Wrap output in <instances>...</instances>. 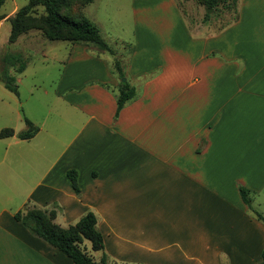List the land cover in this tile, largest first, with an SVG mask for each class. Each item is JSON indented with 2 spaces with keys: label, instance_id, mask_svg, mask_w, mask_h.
I'll return each instance as SVG.
<instances>
[{
  "label": "crops",
  "instance_id": "0c3cea01",
  "mask_svg": "<svg viewBox=\"0 0 264 264\" xmlns=\"http://www.w3.org/2000/svg\"><path fill=\"white\" fill-rule=\"evenodd\" d=\"M133 1L135 42L120 66L134 95L116 116L120 78L82 42L71 43L53 89L63 114L47 123L48 107L13 123L0 97V128L14 131L0 136V264H73L13 217L25 205L54 209L61 226L91 210L115 262L259 259L264 223L238 185L264 191V0H241L216 31L194 34L178 18L162 36L139 20L156 0ZM165 5L161 13L175 12ZM23 117L37 126L28 138L15 135Z\"/></svg>",
  "mask_w": 264,
  "mask_h": 264
},
{
  "label": "rangeland",
  "instance_id": "374dc122",
  "mask_svg": "<svg viewBox=\"0 0 264 264\" xmlns=\"http://www.w3.org/2000/svg\"><path fill=\"white\" fill-rule=\"evenodd\" d=\"M26 1L4 0L0 6V12L12 11L11 13H13L18 6L25 4ZM240 1L225 0L219 2L214 9H206L199 0H156V2L148 4L150 7H148L149 11H146L145 16L143 14L140 16L138 14V16L140 21H144L143 24L151 25L156 36L164 35L166 22H175L178 18L186 23L192 33L200 35L216 31L231 22L237 15ZM138 2L143 1L138 0ZM133 3V0H91L81 7L83 13L98 27L102 38L113 49V52L98 49L93 44H86L87 48L107 55L110 64L114 59H118L122 64L131 52V45L135 42ZM164 4H166L165 6L172 4L175 12L171 14L165 10L166 13H161L159 9ZM170 18L171 20H169ZM162 24L163 26H159ZM8 32L9 22L5 20L0 25V57L6 51L19 52L25 60V65L20 72H14L12 66L8 67L9 72L14 74L18 93L17 95L13 94L0 81V97L9 100L8 105H12L10 117L13 123L20 121L21 116H26V114H31V117L36 118L38 114L46 112L45 110L49 107L51 108L50 113L46 115L48 123L52 113L63 114L65 112L63 106L53 99L55 97L53 89L56 87L57 80L66 63L72 42L47 39L36 28L19 34L15 40L9 42L7 40ZM121 78H126L129 81L124 75ZM2 103L0 102V104ZM16 112L18 113L16 114ZM1 119L5 118L0 116ZM251 196L253 197H251L248 212L252 216H255V212L264 216V191ZM81 246L92 259L98 262L101 253L105 252L104 248L91 249L87 239L82 240ZM106 263L143 264L135 261L115 262L110 257L106 258Z\"/></svg>",
  "mask_w": 264,
  "mask_h": 264
},
{
  "label": "trees",
  "instance_id": "16d2710c",
  "mask_svg": "<svg viewBox=\"0 0 264 264\" xmlns=\"http://www.w3.org/2000/svg\"><path fill=\"white\" fill-rule=\"evenodd\" d=\"M89 1L91 0H27L25 4L18 6L13 13L7 15L6 19L9 22L7 40L11 42L19 34L36 28L47 39L93 44L98 49L112 53L113 49L102 38L98 27L82 11L81 7ZM199 1L206 9H214L219 2H224L225 0ZM3 2L4 0H0V6ZM4 14V12H0V18ZM24 65L25 60L19 52L6 51L0 57V81L14 93L17 92L14 74L9 72L8 67L12 66L14 72H20ZM112 68L116 70L117 77L121 78L124 75L118 59L113 60ZM133 95L134 87L128 83L127 79H119L114 94V116H116L120 107ZM23 119L26 125L23 129L16 131L15 135L19 138H28L36 132L37 126L28 118L23 117ZM13 133L14 131L11 127L0 128V136H7ZM65 174L75 193H78L76 170L68 168L65 170ZM238 191L243 202L250 206L251 191L241 185H238ZM54 215V209L46 210L36 205H25L22 209H17L13 212V217L33 235L62 251L70 258L73 264H107L105 252L101 253L98 262L92 259L86 253L84 247L81 246L82 240L87 239L91 249L98 250L103 248V237L96 226V218L91 210H86L76 221L66 226H61L53 221ZM254 217L264 223V216L260 213L255 212ZM256 264H264V245L260 250Z\"/></svg>",
  "mask_w": 264,
  "mask_h": 264
},
{
  "label": "water",
  "instance_id": "95a60500",
  "mask_svg": "<svg viewBox=\"0 0 264 264\" xmlns=\"http://www.w3.org/2000/svg\"><path fill=\"white\" fill-rule=\"evenodd\" d=\"M122 79H124V78H122Z\"/></svg>",
  "mask_w": 264,
  "mask_h": 264
}]
</instances>
